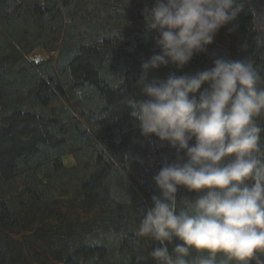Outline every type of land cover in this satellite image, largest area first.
I'll return each mask as SVG.
<instances>
[{
  "label": "trees",
  "instance_id": "obj_1",
  "mask_svg": "<svg viewBox=\"0 0 264 264\" xmlns=\"http://www.w3.org/2000/svg\"><path fill=\"white\" fill-rule=\"evenodd\" d=\"M151 5L0 0V264H156L149 254L160 243L135 230L160 196L153 177L177 151L144 137L124 101L146 100L144 83L194 75L216 58L251 59L264 77L254 22L264 0H249L188 65L143 77L142 62L159 53L143 16ZM196 195L179 187L178 210Z\"/></svg>",
  "mask_w": 264,
  "mask_h": 264
},
{
  "label": "clouds",
  "instance_id": "obj_2",
  "mask_svg": "<svg viewBox=\"0 0 264 264\" xmlns=\"http://www.w3.org/2000/svg\"><path fill=\"white\" fill-rule=\"evenodd\" d=\"M248 3L152 0L143 16L159 53L142 62L143 77L168 64L188 65ZM254 22L256 47L264 48V15ZM142 92L148 99L124 101L131 118L144 137L177 151L153 177L160 196L152 197L135 230L160 243L150 257L156 264H264V77L254 62L216 58L194 75L144 83ZM179 187L197 195L178 210ZM173 238L182 243L170 253ZM193 250L198 255L190 260Z\"/></svg>",
  "mask_w": 264,
  "mask_h": 264
},
{
  "label": "rangeland",
  "instance_id": "obj_3",
  "mask_svg": "<svg viewBox=\"0 0 264 264\" xmlns=\"http://www.w3.org/2000/svg\"><path fill=\"white\" fill-rule=\"evenodd\" d=\"M48 58H50V56L45 52H37L36 55L34 56L35 60H42V59H48Z\"/></svg>",
  "mask_w": 264,
  "mask_h": 264
}]
</instances>
